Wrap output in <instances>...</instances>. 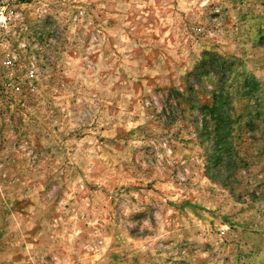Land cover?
Wrapping results in <instances>:
<instances>
[{
	"label": "rangeland",
	"instance_id": "obj_1",
	"mask_svg": "<svg viewBox=\"0 0 264 264\" xmlns=\"http://www.w3.org/2000/svg\"><path fill=\"white\" fill-rule=\"evenodd\" d=\"M22 7L14 64L0 52V264H264V0ZM220 88L233 150L214 160Z\"/></svg>",
	"mask_w": 264,
	"mask_h": 264
},
{
	"label": "trees",
	"instance_id": "obj_2",
	"mask_svg": "<svg viewBox=\"0 0 264 264\" xmlns=\"http://www.w3.org/2000/svg\"><path fill=\"white\" fill-rule=\"evenodd\" d=\"M226 61V60H224ZM228 91V92H227ZM224 91V88H220L214 93V101L210 114L212 122L207 121L205 127L209 130V134L212 138L213 149H215L214 160L225 159L230 156L233 150V128L235 120L232 115V103L229 97V90Z\"/></svg>",
	"mask_w": 264,
	"mask_h": 264
},
{
	"label": "built area",
	"instance_id": "obj_3",
	"mask_svg": "<svg viewBox=\"0 0 264 264\" xmlns=\"http://www.w3.org/2000/svg\"><path fill=\"white\" fill-rule=\"evenodd\" d=\"M22 3L23 0H0V52L4 54V65L9 67L16 60L13 43L21 40L26 28Z\"/></svg>",
	"mask_w": 264,
	"mask_h": 264
}]
</instances>
